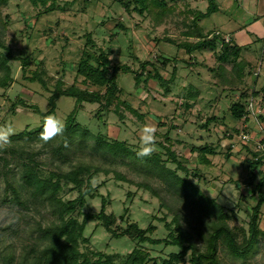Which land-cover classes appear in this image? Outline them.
I'll use <instances>...</instances> for the list:
<instances>
[{"label":"rangeland","instance_id":"374dc122","mask_svg":"<svg viewBox=\"0 0 264 264\" xmlns=\"http://www.w3.org/2000/svg\"><path fill=\"white\" fill-rule=\"evenodd\" d=\"M60 1L63 3L65 0ZM169 2L168 4H172L175 8L168 11L160 23H155L149 12L141 14L136 11L133 8L134 3L131 4L129 10L125 11L124 8L119 7V4L113 3V0H90L85 12H81L75 5L72 9L43 13L34 22L37 10L28 0H11L9 5L2 10L1 17L7 22H0V32L15 54H19L21 50H25L29 54L33 60L32 70L37 69L38 64L43 61L48 72L46 78L52 88L59 77L57 70L62 69L64 61L72 64L70 70L68 69L65 74L67 83L72 84L76 81L81 83L83 77L80 76L76 80L75 65L79 61L84 48L85 40L83 36L87 32H92L96 42L101 46H105V42L110 38V30H119V27H117L118 22L122 23L126 29L120 35V40L112 47L120 52L119 57L123 63L131 65L134 69H139L140 62L134 59V54L139 56L141 60L150 58L156 62L161 55L172 59L177 58L179 70L177 75L175 74L176 76L172 75L174 62H172V66L168 67L159 65L162 76L166 79L172 78L168 85V91L167 85L158 80H149L147 84L142 82L139 87H136L133 72L121 73L118 77L119 85L124 88L127 95L132 93V96L135 97L133 103L141 110L149 106L156 113L167 115L176 111L180 117V120H177L178 122L183 121L184 115L187 114L190 122L184 126L185 130L183 132L180 133L181 130L178 129L173 131L175 138L192 137L193 140H196L201 135L205 136L197 142L199 144L207 141L217 144L218 138H222V143L217 146L218 153L213 158V164L211 166H200L207 179L201 178L198 183L207 194L217 198L218 202L224 204L230 214H232L231 208H237L236 205L238 204L240 206L238 207L239 210L236 215H232L230 223L233 226H243L247 230L252 206L256 205L259 200L258 194H255L252 199L250 196L245 197V194L253 190V187H248L249 185L246 183L251 173L247 166L250 156L243 148L244 141L240 139L242 138L241 132L234 134L235 141L231 143V139L226 135L227 132L222 129L223 126L231 128L242 126L240 122L232 118L229 112L231 100L238 98L239 94L228 91L230 85L222 82L221 77L214 75L215 72L210 70L209 67H213L217 69L216 73L219 72L216 52L213 50H205L202 53L197 51L190 55L172 42L162 40L156 43L154 41V38H163V36H170L177 41L187 39L184 34L188 29L185 23L188 16L186 2L185 0H169ZM216 3L221 8L211 15L201 18L198 23L207 30H215L219 27L218 29L225 32L232 31L235 41H237L236 32L239 29L248 32L251 41L246 45V49L251 48L250 50L254 51L253 58H251V66L254 69L257 63L260 65V58L263 54L261 48L264 40V0H216ZM209 4V0H196L195 7L198 10L207 11ZM7 15H9V20L6 18ZM230 16H234L236 19L242 17L244 21L230 22ZM246 18L249 20L246 21ZM27 20L31 27H28ZM97 24L101 25L98 31L96 29ZM106 45L110 46V44ZM191 56L197 61L188 64L187 61H190ZM11 64L17 82L7 91L6 98L3 96L5 91L0 89V126L11 124L18 132L27 126L35 128L47 118L45 119L40 112L22 106L16 108L17 114L11 115L6 107L7 103L11 104L7 98L15 99V96L19 95L30 104H38L39 108L45 112L50 107L48 97L51 93L44 90L39 83H30L29 80L24 79L20 61L14 60ZM227 68L230 67L227 66ZM151 69V67H148V71ZM147 74L145 73V76ZM251 79H253V76L249 81ZM216 82L218 86H215ZM149 93L150 95H148ZM126 94L125 96L128 97ZM153 98H156V100H153ZM187 101L193 104L191 113H186L184 102ZM75 103L76 100L72 97H59L57 110L50 116L64 122L68 114L74 109ZM99 108V104L84 103L78 114V119L89 126L94 125L95 120H99V127L93 128L95 132L101 127L102 132L107 133L108 131L113 136L119 133L123 134L124 137L121 136L120 138L125 139L127 137L136 146L139 144L140 148L142 129L145 126L136 114L123 105L121 110L125 114L124 123L113 110L103 113L104 118L100 116V120L96 115ZM199 112H202L203 117L201 119L203 121L207 119L206 113L223 115L220 117L223 122L222 126L211 124L210 130H203L197 123L201 119L196 121V114L198 115ZM146 119L149 126L156 127L157 118L154 114L147 116ZM191 122H194L193 127ZM255 125L256 123L251 121L250 127L252 128L248 130L251 133L250 137L259 139L260 135ZM162 130L164 131L165 128L163 127ZM215 130H217V136L213 133ZM77 138L75 142L68 145L70 152L67 155L68 160L64 163L57 158H53L50 150H46L38 157L44 163L46 169L61 168V170H69L73 164L78 163L93 164L102 169L93 179V185L100 195L88 198L84 208L85 211L99 212L102 208L103 199L101 195H103L107 200V213L114 212L118 216L125 213L130 215L128 216L130 221H137L143 227H147L150 222L157 224L158 229L155 235L158 237L166 236L167 232L164 221H160L153 216L166 217L167 221H171L174 214L179 213L182 215L180 221L183 226L194 233L201 248H206L210 218L201 213L195 203L186 202L183 196L176 193L159 173H152L150 166L145 161L134 157H119L96 151L93 148L92 139L81 142L80 138ZM254 142L252 140L249 144L252 145ZM194 143L192 140H187L186 145L182 142H174L173 144V149L178 154H182L181 159L190 168L196 167L200 162L197 153L190 154V148ZM40 144L29 142L26 147L29 150H37L40 148ZM230 144L233 145L229 152L227 147ZM157 147L160 148L159 145ZM18 162L19 159L16 158L9 166L5 167L4 161L0 160V206L20 210L21 219L18 228L0 230V264H5L6 260H11L8 261L9 264H20L27 250L41 242L38 231L39 223L45 226L55 220L50 209L44 205H31L30 208H27L10 200L12 191L6 189V180L8 178L15 186H18L22 181L21 165ZM172 166H175V164ZM4 171H7V176L3 174ZM117 173L122 174L125 179H119ZM193 179L197 180L196 178ZM260 180L261 174L257 173L254 181L257 183ZM140 183L151 185L155 188L157 194H154L148 188L139 186ZM243 193L245 196L242 195ZM26 194V191L21 189L23 199H25ZM63 195L67 199L74 198L77 196V191L69 190V187H67ZM162 203L168 204L170 209ZM128 209L129 213L127 212ZM261 213L260 227L264 230V204L261 207ZM122 224L126 226L127 222L123 221ZM239 234L240 241H242L243 234L241 230H239ZM85 235L90 241L87 245L81 244L84 251H90L89 248H92L108 253L126 254L136 244L123 236L111 238L98 220H92L88 223ZM144 246L151 249L152 254L157 258L158 256L161 258L163 256L168 257L170 252L175 250L173 246L165 244L152 245L145 243ZM219 256L223 264H264V236H261L260 242L247 257L233 256L226 246L220 242ZM149 264H153V261H150Z\"/></svg>","mask_w":264,"mask_h":264},{"label":"trees","instance_id":"16d2710c","mask_svg":"<svg viewBox=\"0 0 264 264\" xmlns=\"http://www.w3.org/2000/svg\"><path fill=\"white\" fill-rule=\"evenodd\" d=\"M28 1L37 10L34 22L43 13L68 10L75 5L81 12H85L90 3V0H65L63 3L60 0ZM10 2L11 0H0V22H7V20H3L1 14L2 10ZM209 2L207 11L186 9L189 17L187 16V20L185 19L188 29L184 34L187 39L177 41L170 36H163V38H154V41L156 43L162 40L172 42L190 55L197 51L202 53L205 50L216 52L219 72L216 73L217 69L213 67H209L210 70L215 72L214 75L220 76L222 82L230 85L228 91L239 94L238 98L231 100L229 112L232 118L240 122L242 126L240 128L222 127L223 131L227 132L226 135L231 139V143H234V134L240 132L241 134H251L248 130L252 128L250 127L251 121L256 123L255 128L259 135L264 134V85L261 88H257L249 82L251 76L254 79V77L258 78L259 75H256V67L253 69L251 61H248L244 56L246 46L237 44L232 38L224 37L220 31H206L198 23L201 18L218 11L216 0H209ZM113 3L119 4V7L124 8L125 11L129 10L131 4L134 3L133 8L136 11L141 14L149 12L155 23H160L166 13L175 8L172 4H168L170 3L169 0H113ZM6 18L9 20V15ZM26 23L28 27H31L28 20ZM117 25L119 30H110V38L105 42V46H101L96 42L92 32H87L83 36L85 40L84 48L79 61L75 65L76 80L82 76L81 83L77 81L72 84L67 83L65 74L68 69L70 70L72 64L64 61L62 69L57 70L59 77L53 88L50 87L46 78L48 72L44 67L43 61L38 64L37 69L32 70L33 60L29 54L25 50L15 54L0 32V89L5 91L3 94L4 98L7 97V91L17 82L13 75L11 64L14 60L21 62L24 79L29 80L30 83H39L44 90L51 93L48 97L50 107L45 112L39 108L38 104H30L19 95H16L15 99L8 97L7 99L11 103L6 105L9 114H17L16 108L22 106L40 112L46 119L56 112L59 97L69 96L76 100L74 109L64 121L66 129L62 136L44 145L43 148L29 150L26 147L29 142L42 143L38 137L44 120L41 125L35 128L27 126L25 129L16 132V135L11 138V147L0 153V160L4 161L5 167L9 166L16 158L19 159L18 164L21 165L22 181L18 186H15L8 178L6 180V189L12 191L10 200L27 208H30L31 205H44L50 209L55 218L49 225L44 226L39 223L38 231L41 242L27 250L20 264H149L150 261H153V264H223L219 256L220 242L226 246L229 253L233 256L247 257L260 242L261 236H264V230L260 227L261 207L264 204V152L258 148L257 137H251L250 139L240 138L244 141L243 148L245 152L250 156L247 166L251 173L246 183L249 185L248 187H253L251 192L245 194L246 196L244 193L242 195L246 198L250 196L251 199L255 194L259 195L258 203L252 206L251 217L246 230L243 226H233L230 223L232 215H236L239 210L238 207L240 206L238 204L236 205L237 208H231L232 214H230L224 204L218 202L217 198L207 194L198 183L201 178L207 179L200 166H211L213 164V158L218 153L217 146L222 143V138L217 137V144L208 141L203 144L197 143L205 137L202 135L196 140H193L192 137L175 138L173 131L178 129L181 130L180 133L183 132L185 130L184 126L190 122L187 114L184 115L183 121L178 122L177 120H180V117L176 111L170 112V118V115L159 114L151 110L148 104V108L141 110L133 103L135 97L132 96V93L127 95L124 88L119 85L118 77L121 73L133 72L136 79V87H139L142 82L147 84L149 80H158L162 84L167 85L168 91V85L172 78L170 80L163 77L159 70V65L168 67L172 66V62H174L172 75H177L179 70L177 58L172 59L161 55L156 62L150 58L141 60L139 56L134 54V59L140 62V68H132L131 65L121 61L120 52L112 47L120 40V35L126 29L120 22ZM100 26V24H97V31ZM190 37L193 40H190ZM106 44H110V46ZM194 61L196 62L197 59L191 56L190 61L187 62L188 64H193ZM227 66L230 68H227ZM148 67L152 69L148 71ZM145 73H148L147 76H145ZM215 86H218L217 82ZM151 96L154 97L152 94ZM251 98L255 99L254 106L261 105L263 108L261 112L255 115H252V110L250 109ZM153 100H156V98H153ZM86 102L99 104L100 108L96 115L100 120L101 117L104 118L103 113L113 110L124 123L125 114L121 110L123 105L136 114L142 120L141 123L144 126H149L146 117L154 114L157 118V120L155 119L157 121L155 137L157 145L160 146L159 150L150 157L139 158L136 155L139 150V144L137 147L127 137L125 139L120 138L121 136L124 137L123 134L119 133L113 136L108 131L107 133L102 132L101 127L95 132L93 128L99 127V120H95V124L89 126L78 119L80 109ZM184 105L186 113H191L193 104L187 101L186 103L184 102ZM222 116L217 113H212L211 115L206 113L207 119L203 121L201 119L203 117L202 112H199L198 115L196 114V121L201 119L203 123L200 120L197 122L198 126L203 128V130H210L211 124L222 126L223 122L220 118ZM193 123L191 122L192 127ZM261 125H263L262 128H260ZM163 127L165 128L164 131L162 130ZM127 129L129 130V128ZM203 130L201 129V131ZM213 133L215 136L218 135L217 130ZM77 137L80 138L81 142L92 139L93 148L96 151L110 153L119 157H134L145 161L150 166L151 172L159 173L176 193L183 196L186 202L195 203L199 211L210 218V230H208L207 234L206 248H201L194 233L183 226L180 221L182 215L179 213H175L171 221H167L166 217L153 216L160 221H164V227L167 232L166 236L158 237L155 235L158 229L157 224L150 222L147 227H143L137 221H130V217L128 218L130 215L125 213L119 216L114 212L107 213V200L103 195H101L103 199L102 208L99 212L85 211L84 208L88 198L100 195L97 193V188L93 185V179L102 169L99 166L88 163L73 164L69 170H61V168L46 169L43 165L44 163L38 157L46 150H50L53 158H57L63 163L66 162L68 160L67 155L70 152L68 145L75 142L78 139ZM187 140L195 142L190 148V154L197 153L200 159V162L194 168L188 167L184 160L181 159L182 154H178L173 149L174 142H182L186 145ZM252 140L255 142L251 145L249 142ZM232 145L230 144L227 147L229 152L232 149ZM186 161L188 160L186 159ZM173 164L175 166H172ZM257 173L261 174V180L255 183L254 180ZM3 174L7 176V171H4ZM117 177L122 180L125 179L120 173H117ZM139 186L148 188L154 194H157L155 188L147 183H140ZM67 187H69V190H76L77 196L69 199L65 198L63 192L66 191ZM21 189L27 193L26 197H24L25 199L21 196ZM162 205L168 206L166 203H162ZM127 212L129 213V209ZM92 220H98L111 238L126 237L136 243L135 247L126 254L118 252L108 253L92 248H89L90 251L82 250L81 244L87 245L90 241L85 232L88 223ZM123 221L127 222L126 226H123ZM239 230L243 234L242 241H240ZM200 233L203 234L202 232ZM145 243L171 245L175 250L170 252L168 257L163 256L161 258L158 256L157 258V256L152 254L151 249L144 246ZM8 261L11 260H6L5 264H9L10 262Z\"/></svg>","mask_w":264,"mask_h":264},{"label":"clouds","instance_id":"9594fccd","mask_svg":"<svg viewBox=\"0 0 264 264\" xmlns=\"http://www.w3.org/2000/svg\"><path fill=\"white\" fill-rule=\"evenodd\" d=\"M65 129L66 125L63 121L54 116L47 117L38 137L39 140L42 141L40 147L43 148L44 145L54 141L57 137L62 136ZM155 133L156 129L152 126H145L142 129L141 144L136 153L139 158L150 157L159 150L157 147ZM14 135H16V130L11 124L0 126V153L11 147V138ZM20 222V210L0 206V230L18 228Z\"/></svg>","mask_w":264,"mask_h":264},{"label":"crops","instance_id":"0c3cea01","mask_svg":"<svg viewBox=\"0 0 264 264\" xmlns=\"http://www.w3.org/2000/svg\"><path fill=\"white\" fill-rule=\"evenodd\" d=\"M186 2V5H187V9H197L195 7V2L196 0H185ZM194 2V3H193ZM220 5H218V10L220 9ZM246 21H248L249 19L246 18L245 19ZM244 19L242 17H239L238 19H236L234 16H230V22H243ZM224 22H227V21H224ZM204 28V27H203ZM219 28V27H218ZM215 29L217 31H220L221 32V35H223L224 37H228V38H232L233 39V33L232 31H222L220 29ZM225 28V27H224ZM205 29V28H204ZM207 31V29H205ZM236 37H237V41H235V39H233L237 44L241 45V46H246L250 43L251 41V38L250 36L248 35V32H246L244 29H239L237 32H236ZM193 40L192 37H190V40ZM251 49V48H250ZM250 49H246L244 51V56L246 57V59L248 61H252L251 58H253V54H254V51L250 50ZM262 49V56L260 58V65L257 63V66H256V71L257 70H260V73H259V77L258 78H255L254 79H251V84H253V86L257 87V88H261L263 85H264V40H263V47L261 48ZM263 78V79H262ZM264 107V105H263Z\"/></svg>","mask_w":264,"mask_h":264},{"label":"built area","instance_id":"2783aa9c","mask_svg":"<svg viewBox=\"0 0 264 264\" xmlns=\"http://www.w3.org/2000/svg\"><path fill=\"white\" fill-rule=\"evenodd\" d=\"M259 73H260V70H257L256 71V75H259ZM254 104H255V99L254 98H251L250 99V109L252 110V115H255L258 112H261L263 110V108H262L261 105L254 106ZM262 127H263V125H261L260 128H262ZM241 137L243 139H250L252 136L250 137L249 134L242 133L241 134ZM258 148L261 149L264 152V134H260V138L258 139Z\"/></svg>","mask_w":264,"mask_h":264}]
</instances>
